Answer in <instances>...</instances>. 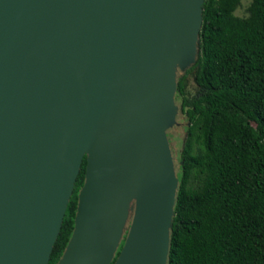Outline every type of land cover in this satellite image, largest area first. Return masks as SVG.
I'll use <instances>...</instances> for the list:
<instances>
[{"label":"water","instance_id":"water-1","mask_svg":"<svg viewBox=\"0 0 264 264\" xmlns=\"http://www.w3.org/2000/svg\"><path fill=\"white\" fill-rule=\"evenodd\" d=\"M203 0H0V264H166L165 129ZM121 243L117 256L114 255Z\"/></svg>","mask_w":264,"mask_h":264},{"label":"trees","instance_id":"trees-1","mask_svg":"<svg viewBox=\"0 0 264 264\" xmlns=\"http://www.w3.org/2000/svg\"><path fill=\"white\" fill-rule=\"evenodd\" d=\"M239 4L203 0L195 62L176 72L187 126L166 264H264V0H248L244 18ZM84 167L83 157L47 264L70 237Z\"/></svg>","mask_w":264,"mask_h":264},{"label":"rangeland","instance_id":"rangeland-1","mask_svg":"<svg viewBox=\"0 0 264 264\" xmlns=\"http://www.w3.org/2000/svg\"><path fill=\"white\" fill-rule=\"evenodd\" d=\"M248 0H240L239 6L234 11V15L240 18H244L247 15ZM185 91L187 94L192 95L195 90L191 76L186 75ZM174 106L176 107V112L173 116V121L165 129V137L169 146L172 162L174 166L178 165V155L183 146L185 138V128L187 123L184 116L180 113L178 109V104L173 100Z\"/></svg>","mask_w":264,"mask_h":264}]
</instances>
